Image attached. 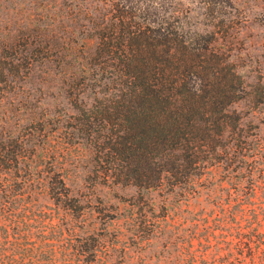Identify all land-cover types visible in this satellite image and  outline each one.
<instances>
[{"label": "rangeland", "instance_id": "rangeland-1", "mask_svg": "<svg viewBox=\"0 0 264 264\" xmlns=\"http://www.w3.org/2000/svg\"><path fill=\"white\" fill-rule=\"evenodd\" d=\"M21 11L30 23L49 24L65 48L45 58L49 66L36 58L34 66L11 67L0 56V148L21 143L44 177L67 184L40 204L84 215L75 223L85 237L111 217L155 221L143 253L142 234L134 238L132 264H182L175 247L185 238L170 232L185 227L189 214L217 211L213 205L227 201L243 176L253 179L252 201L263 206L264 0H21ZM185 115L210 119L215 133L229 130L226 137L235 132L236 140L213 148L236 144L245 157L226 170L218 150L202 176L184 165L158 174L155 133ZM225 115L239 116L240 127L225 128ZM256 246L253 258L231 256L228 264H264V244Z\"/></svg>", "mask_w": 264, "mask_h": 264}, {"label": "trees", "instance_id": "trees-1", "mask_svg": "<svg viewBox=\"0 0 264 264\" xmlns=\"http://www.w3.org/2000/svg\"><path fill=\"white\" fill-rule=\"evenodd\" d=\"M3 1H10L13 8L2 6ZM2 8L4 17L0 21V56L4 65L14 67L24 62L34 66L36 58H39L49 66L50 60L46 59L50 58V53L65 49L63 43L48 34L49 24L43 26L39 20L30 23L24 18L21 0H0ZM43 9L49 15L48 5ZM42 54L45 55V61L40 59ZM69 56L66 55L67 58ZM189 116L185 115L184 118ZM225 116L229 119L223 121L225 128L232 125L240 127L239 116ZM185 120L163 125L162 130L155 133L157 136L152 142L151 165L155 166L158 174L172 173L164 165H170L168 168L172 169L184 165L183 168L191 167L197 172L196 175L200 173L202 176L214 166L211 162L216 159L218 150L222 151L221 160L229 163L226 170H231L239 157H245L244 148L239 150L236 144L213 148V143L229 138L236 140L235 132L226 137L229 130L215 133L209 124L212 123L210 119L195 121V118L190 117ZM15 143L14 150L0 148V264H132L136 251L133 240L140 234V252L145 251L146 246L142 244L150 240L147 235L158 229L155 221L137 218L135 213L123 217L124 223L120 222L121 217H111L100 233L85 237L80 235L83 227L75 223L84 221L81 219L84 215L75 217L67 211L60 213L59 206L49 208L40 204V196L53 195L59 183L64 188L67 184L62 179L55 186L52 178L44 177L37 167L30 164L32 162L28 160L24 149L21 151V143ZM178 163L179 166H176ZM248 178H239L241 180L234 184V191L227 192L228 200L213 205L216 209L218 207L217 211H201L192 217L189 214L185 217V227L170 232L171 236L177 233L185 238L180 247H175L179 248L177 253L180 263L228 264L231 256H238V262L248 256L253 258V244L256 243V247L264 244V235L259 233L264 204L259 207L253 203L256 187L253 179ZM158 182L162 185L161 176ZM196 187L197 182L193 179L187 183L185 192L191 196L195 191L187 190ZM64 198V202L68 203L69 196ZM194 240L198 241L196 249L192 247Z\"/></svg>", "mask_w": 264, "mask_h": 264}]
</instances>
